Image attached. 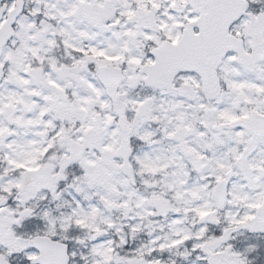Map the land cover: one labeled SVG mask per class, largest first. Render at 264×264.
<instances>
[{
	"label": "snow or ice",
	"instance_id": "6c2138e0",
	"mask_svg": "<svg viewBox=\"0 0 264 264\" xmlns=\"http://www.w3.org/2000/svg\"><path fill=\"white\" fill-rule=\"evenodd\" d=\"M0 264H264V0H0Z\"/></svg>",
	"mask_w": 264,
	"mask_h": 264
}]
</instances>
